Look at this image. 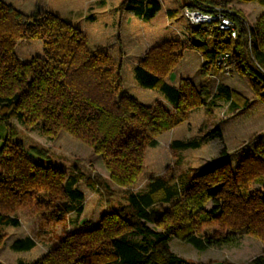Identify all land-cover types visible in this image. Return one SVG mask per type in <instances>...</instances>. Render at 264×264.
<instances>
[{
    "label": "trees",
    "instance_id": "16d2710c",
    "mask_svg": "<svg viewBox=\"0 0 264 264\" xmlns=\"http://www.w3.org/2000/svg\"><path fill=\"white\" fill-rule=\"evenodd\" d=\"M240 1L264 7V0ZM213 3L189 0L186 7L211 13L217 7ZM121 8L145 22L155 20L162 10L158 0H126ZM229 16L238 26L236 40L209 26L193 32L190 49L203 56L202 75L218 69L216 60L222 53H231L244 74L256 63L260 70L254 72L256 79H249L253 93L264 103V13L253 25L240 14ZM21 41L42 42V54L21 60L16 53ZM178 47L157 46L136 67L139 85L159 91L171 108L161 102L145 105L125 92L122 63L117 66L101 49L91 51L78 27L49 11L27 15L0 0V122L8 128H13V120L25 127L40 126L49 139L66 133L103 160L114 185L130 187L144 170L147 148L157 147L158 137L206 105L207 87L198 88L190 79L181 80L179 87L166 83L178 64ZM219 96L236 107L228 87H222ZM208 138L222 141L221 129L210 131ZM201 145L196 140L172 142L178 150ZM29 153L43 158L11 136L0 148V226L20 227V211L36 210L54 224L64 223L69 214L83 213L80 176L68 177L62 169L34 161ZM255 185L262 189L254 190ZM211 226L216 230L207 233ZM85 229L69 233L32 264H193L171 251L173 239L199 251L238 247L243 236L264 239V143H258L236 168L224 148L220 160L201 171L154 177L146 192L131 193L126 206L103 214L97 226ZM134 236L141 239L129 238ZM35 246L26 238L12 249L28 252ZM252 264H264V254Z\"/></svg>",
    "mask_w": 264,
    "mask_h": 264
},
{
    "label": "rangeland",
    "instance_id": "374dc122",
    "mask_svg": "<svg viewBox=\"0 0 264 264\" xmlns=\"http://www.w3.org/2000/svg\"><path fill=\"white\" fill-rule=\"evenodd\" d=\"M4 1L24 14L49 11L78 27L91 51L101 49L117 66L122 63L125 92L145 105H154L160 100L171 108L159 91L141 87L135 72L148 51L165 43L180 44L177 49L178 64L166 81L179 85L181 80L190 79L199 88L202 85L208 87L209 96L205 107L193 109L185 123L157 138V147L147 148L142 174L134 185L125 188L109 180L102 159L96 158L98 156L90 148L66 133L49 139L43 135L40 126L25 127L13 120V129L0 122V148L3 141L11 136L22 143L28 152L36 149L43 158L29 153L30 158L42 165L62 169L68 177L78 174V188L85 195L83 213L69 214L64 223H47L40 212L33 210L18 213L21 220L18 228L0 226V264H32L42 259L58 247L69 233L84 231L87 226L95 227L103 214L126 206L131 193L146 192L154 177H179L201 171L217 163L224 148L228 150L232 167L236 168L258 143H264V103L253 93L249 79H256L254 72L260 68L253 63L251 67L254 69L245 68L244 74L234 58L230 76L222 71L220 73L216 67L202 75L203 56L190 49L193 32L199 29L192 28L186 18V3L189 0H158L162 12L149 23L124 11L121 7L126 0ZM211 6H223L232 14H240L249 25L255 24L264 13V7L259 4L240 0H214ZM90 17L91 20L88 19ZM42 50L40 41H21L16 53L21 60L30 61L41 55ZM219 86H227L233 92L236 107L223 99L212 98ZM217 127L222 131V141L208 138V133ZM176 140L202 141V145L198 149L178 150L172 147V142ZM253 189L261 190L262 186L255 185ZM215 230V226L205 229L207 233ZM26 238L36 242L35 248L28 252L12 249L17 240ZM129 238L141 239L136 236ZM170 248L193 264H252L255 258L264 254V239L243 236L238 247L207 251H199L184 241L173 239Z\"/></svg>",
    "mask_w": 264,
    "mask_h": 264
},
{
    "label": "built area",
    "instance_id": "2783aa9c",
    "mask_svg": "<svg viewBox=\"0 0 264 264\" xmlns=\"http://www.w3.org/2000/svg\"><path fill=\"white\" fill-rule=\"evenodd\" d=\"M231 12L223 6H217L215 12L206 13L201 10L187 8L185 15L190 26L195 29L216 27L227 34V38L236 40L238 38V26L229 16ZM233 55L222 53L217 57L216 66L223 74L230 76L233 71Z\"/></svg>",
    "mask_w": 264,
    "mask_h": 264
},
{
    "label": "crops",
    "instance_id": "0c3cea01",
    "mask_svg": "<svg viewBox=\"0 0 264 264\" xmlns=\"http://www.w3.org/2000/svg\"><path fill=\"white\" fill-rule=\"evenodd\" d=\"M187 3H188V2H187ZM187 3H186V4H187ZM160 4H161V3H160ZM161 6H162V5H161ZM161 12H162V10H161ZM161 12H160L159 14H161ZM159 14H158V15H159ZM132 16H133V15H132ZM134 17H135V16H134ZM156 18H157V17H156ZM153 21H154V20H153ZM151 22H152V21H151ZM146 23H149V22H146ZM203 64H204V63H203ZM203 64H202V65H203ZM201 67H202V66H201ZM217 70H218V69H217ZM218 71L220 72V70H218ZM220 73H221V72H220ZM212 76L215 77L213 74H212ZM212 76H210V77H212ZM191 81H192V80H191ZM192 82H193V81H192ZM166 83L169 84V85H171V83L168 82V81H166ZM179 84H180V83H179ZM194 84H195V83H194ZM195 85H196V84H195ZM171 86H173V87H179V85H171ZM196 87H198V86L196 85ZM201 87H206V86H203V85H202ZM222 87H227V86H219V87L217 88V92H216V94H214L212 98H216V99H221V98H222L221 96H219V92H220V90H221ZM198 88H199V87H198ZM207 88H208V87H207ZM144 89H145V88H144ZM146 90H150V89H146ZM152 91H153V90H152ZM164 99H165V98H164ZM165 100H166V99H165ZM159 101H160V100H157V102H159ZM157 102H156V103H157ZM160 102H161V101H160ZM166 102H167V101H166ZM260 102H261V101H260ZM161 103H163V102H161ZM167 103H168V102H167ZM163 104H164V103H163ZM168 104H169V103H168ZM228 104L231 105L230 103H228Z\"/></svg>",
    "mask_w": 264,
    "mask_h": 264
},
{
    "label": "water",
    "instance_id": "95a60500",
    "mask_svg": "<svg viewBox=\"0 0 264 264\" xmlns=\"http://www.w3.org/2000/svg\"><path fill=\"white\" fill-rule=\"evenodd\" d=\"M197 42L195 41V44H196Z\"/></svg>",
    "mask_w": 264,
    "mask_h": 264
}]
</instances>
